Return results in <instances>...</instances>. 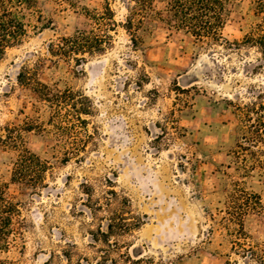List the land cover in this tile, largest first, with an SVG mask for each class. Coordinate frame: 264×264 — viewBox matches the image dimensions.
Here are the masks:
<instances>
[{
	"label": "rangeland",
	"instance_id": "obj_1",
	"mask_svg": "<svg viewBox=\"0 0 264 264\" xmlns=\"http://www.w3.org/2000/svg\"><path fill=\"white\" fill-rule=\"evenodd\" d=\"M106 2L32 0L23 8L29 36L0 59V136L19 127L25 145L51 164L49 186L36 193L12 180L18 150L0 142V181L24 220L3 258L7 264H87L84 257L113 264L103 258L108 247L92 237L99 221L81 185L89 180L95 197L102 196L108 177L145 220L129 235L113 237L126 241L120 249L133 257L264 264V208L246 214L242 225L226 211L236 184L264 205V166L256 160L264 159V143L252 147L258 155H237L246 123L238 107L264 105V53L243 42L264 19L260 0H230L221 42L156 19L137 46L122 25L133 0H109L118 22L112 48L79 66L50 54L51 42L90 26L86 9L102 10ZM163 7L155 1L156 9ZM40 60L42 81L83 90L94 101V114L84 117L90 132L98 129L97 142L81 163L63 162L67 146L48 123L49 109L18 81L24 66ZM118 253L110 251L118 264H129Z\"/></svg>",
	"mask_w": 264,
	"mask_h": 264
},
{
	"label": "trees",
	"instance_id": "obj_2",
	"mask_svg": "<svg viewBox=\"0 0 264 264\" xmlns=\"http://www.w3.org/2000/svg\"><path fill=\"white\" fill-rule=\"evenodd\" d=\"M155 1L133 0L129 15L122 23L136 46L143 40L142 32L156 19L208 42L217 43L224 39L223 29L230 0H162V9L155 8ZM31 4L32 0H0V59L9 48L22 44L29 36L28 27L31 25L26 22L23 8L24 5L28 7ZM260 4L264 8V0H260ZM86 15L90 26L51 42L49 52L52 56L72 59L79 66L87 62L89 56L104 54L113 47L112 31L116 30L118 22L109 0L102 10L86 9ZM243 42L258 47L264 53V19L245 36ZM41 65L40 60L33 66H24L19 72L18 81L30 87L38 100L49 109L48 123L53 126L55 136L62 139V143L67 146L63 162L68 163L74 157L81 163L85 161L88 147L96 145L97 142L98 129L90 132L88 119L84 117L94 114V101L83 90L73 87L62 89L42 81L38 77ZM238 108L246 123L242 127L244 142L238 144L237 155L240 156L243 152L258 155L252 147L264 143V105L252 103ZM36 126L43 128L40 124ZM0 142L18 150L12 171L14 182L25 184L36 193L49 186L47 176L51 169L50 161L25 145L19 127H8L6 137L0 136ZM262 152L264 156V150ZM256 160L264 166V159L256 157ZM105 180L108 188L98 197H95V187L89 180L81 183L86 195L85 205L90 210L92 219L99 221L97 230H92V237L108 247L103 255L104 260L110 257L113 264H118L117 258L110 254V251H118L123 261L129 264H159L154 257H133L130 252L120 249L127 248L124 245L126 241L113 239L129 235L144 225L145 220L142 215L133 212L131 200L114 189V181L108 177ZM263 208L258 194L236 184L230 193L226 211L230 219L242 225L246 214L250 211H261ZM104 220L107 221L106 229ZM23 222L20 204L10 196L9 185L0 181V264L8 263L2 254L8 252L12 243L21 236ZM85 259L87 264H92L87 257ZM82 262L79 264H83Z\"/></svg>",
	"mask_w": 264,
	"mask_h": 264
}]
</instances>
